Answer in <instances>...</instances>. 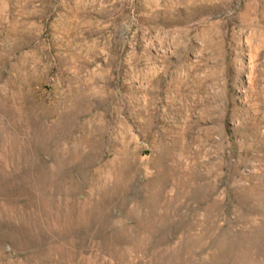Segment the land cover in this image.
<instances>
[{
  "label": "rangeland",
  "instance_id": "obj_1",
  "mask_svg": "<svg viewBox=\"0 0 264 264\" xmlns=\"http://www.w3.org/2000/svg\"><path fill=\"white\" fill-rule=\"evenodd\" d=\"M0 264H264V0H0Z\"/></svg>",
  "mask_w": 264,
  "mask_h": 264
}]
</instances>
